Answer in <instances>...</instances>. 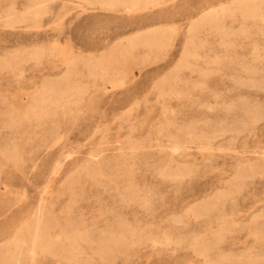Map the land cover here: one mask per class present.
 <instances>
[{
  "label": "rangeland",
  "instance_id": "1",
  "mask_svg": "<svg viewBox=\"0 0 264 264\" xmlns=\"http://www.w3.org/2000/svg\"><path fill=\"white\" fill-rule=\"evenodd\" d=\"M253 1L0 0V264H264Z\"/></svg>",
  "mask_w": 264,
  "mask_h": 264
},
{
  "label": "bare ground",
  "instance_id": "2",
  "mask_svg": "<svg viewBox=\"0 0 264 264\" xmlns=\"http://www.w3.org/2000/svg\"><path fill=\"white\" fill-rule=\"evenodd\" d=\"M225 7H221L219 9H215L213 13H210L208 16H209V21L208 22H204V25L205 24H208V25H218L219 21H217V19L220 17V18H223L225 17ZM236 10L238 12H240V14L242 16H247V17H253V18H256V19H264V13L260 12L261 11V7L256 3V1H253V4L252 5H248L247 2L245 3H240ZM203 22H200L198 24H196L195 27H192L191 28V31H193L195 28H197L198 26H202ZM222 37L221 39L223 41H226V36L227 34L229 33L228 31H225L224 29H215ZM141 43H142V47L143 46H146V47H151L153 46V41H155V38L152 37V38H142L140 39ZM194 43V38L193 36H190L189 39H188V46L186 48V55H191V56H194V52L191 51V48L190 46L193 45ZM137 44L135 43L134 40H132L131 44H130V49H134V47L136 46ZM255 52V51H254ZM122 55V54H121ZM132 54L131 52L129 51H126L124 53V57H130ZM185 55V57H186ZM115 54H111L110 57H114ZM112 62V61H111ZM179 150V145L177 143L174 144V148H173V151L177 152ZM39 231V226L36 225L35 227V237H34V240H36L38 237H37V232Z\"/></svg>",
  "mask_w": 264,
  "mask_h": 264
}]
</instances>
